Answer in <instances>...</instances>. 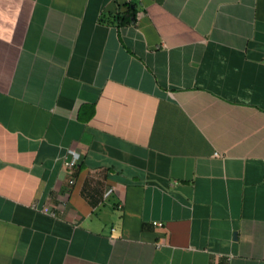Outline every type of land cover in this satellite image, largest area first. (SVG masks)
<instances>
[{"label": "crops", "instance_id": "1", "mask_svg": "<svg viewBox=\"0 0 264 264\" xmlns=\"http://www.w3.org/2000/svg\"><path fill=\"white\" fill-rule=\"evenodd\" d=\"M135 2L0 0V264H264V0Z\"/></svg>", "mask_w": 264, "mask_h": 264}, {"label": "built area", "instance_id": "2", "mask_svg": "<svg viewBox=\"0 0 264 264\" xmlns=\"http://www.w3.org/2000/svg\"><path fill=\"white\" fill-rule=\"evenodd\" d=\"M80 159H81V154L77 150L72 149V148L68 149L64 163H65L66 170L71 174V177H70L71 184L75 183V177L73 175V171L78 166ZM44 210L46 212H49L48 208H45ZM51 214H54V213H51ZM159 225L161 226L162 223H159Z\"/></svg>", "mask_w": 264, "mask_h": 264}, {"label": "trees", "instance_id": "3", "mask_svg": "<svg viewBox=\"0 0 264 264\" xmlns=\"http://www.w3.org/2000/svg\"><path fill=\"white\" fill-rule=\"evenodd\" d=\"M135 0H128L127 6H128V13H127V21L128 23H131L133 21L132 15L135 14ZM132 13V14H131Z\"/></svg>", "mask_w": 264, "mask_h": 264}]
</instances>
